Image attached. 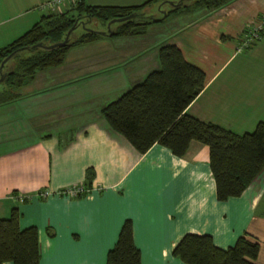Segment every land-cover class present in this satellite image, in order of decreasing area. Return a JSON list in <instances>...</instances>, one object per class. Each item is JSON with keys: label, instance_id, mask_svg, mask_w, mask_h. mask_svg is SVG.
I'll use <instances>...</instances> for the list:
<instances>
[{"label": "crops", "instance_id": "obj_1", "mask_svg": "<svg viewBox=\"0 0 264 264\" xmlns=\"http://www.w3.org/2000/svg\"><path fill=\"white\" fill-rule=\"evenodd\" d=\"M46 1L0 0L1 42L35 23ZM172 16L165 40L206 76L184 112L236 134L252 132L264 120V33L250 47L240 45L245 29L264 18V0ZM103 41L70 48L61 65L37 71L18 98L0 105V218L16 207L19 227L37 228L39 264H105L127 219L141 264H187L171 253L186 233L209 234L219 248L245 235L259 244L255 264H264V168L240 196L218 201L206 144L191 140L181 156L156 142L139 152L99 110L159 67L157 47L165 41L143 42L137 54L106 62L98 57L112 50ZM85 46L97 49L79 55ZM134 59L146 69L130 68ZM83 181L91 182L83 195L58 194Z\"/></svg>", "mask_w": 264, "mask_h": 264}, {"label": "trees", "instance_id": "obj_2", "mask_svg": "<svg viewBox=\"0 0 264 264\" xmlns=\"http://www.w3.org/2000/svg\"><path fill=\"white\" fill-rule=\"evenodd\" d=\"M168 1L181 3L173 5ZM231 1L143 0L137 5L126 6L66 1L0 47V63L6 58L0 68V74L5 73L1 81L6 85L0 92V105L18 98L19 93L13 90L33 81L37 71L61 65L68 50L74 46L101 37L140 36L150 25L164 22L172 15L196 14L204 9L220 8ZM67 3V8H61ZM152 3L158 4L164 15L146 14L144 9ZM162 4L169 8H162ZM131 13H135V17L117 20ZM92 20L104 23L114 20L117 26L102 33L84 29L78 37H72L75 27L82 24L85 27ZM251 29H245L244 39ZM263 33L264 23L258 30V38L247 46H242V42L240 48L250 47ZM65 37L68 38L66 43L52 48L32 47L38 42L44 45L59 43ZM157 48L159 67L103 105L100 115L111 129L123 135L139 152H145L156 142L181 156L191 140L206 144L216 199L225 201L240 196L264 168V120L259 121L252 132L236 134L187 115L185 108L204 87L205 72L187 61L175 44L165 41ZM23 51L28 54L21 57ZM82 185L89 189L91 182L83 181ZM19 217L18 209L13 207L8 217L0 218V264L5 261L39 264L41 253L37 228H20ZM47 233L53 235L50 229ZM258 251V242L245 235L238 236L232 245L219 248L209 234L186 233L174 244L171 253L187 264H255ZM140 260L139 249L133 243L131 221L127 219L115 244L107 251L105 264H141Z\"/></svg>", "mask_w": 264, "mask_h": 264}, {"label": "rangeland", "instance_id": "obj_3", "mask_svg": "<svg viewBox=\"0 0 264 264\" xmlns=\"http://www.w3.org/2000/svg\"><path fill=\"white\" fill-rule=\"evenodd\" d=\"M148 8L153 10V12H146V13L157 14L159 16L164 15L163 9L159 10V6L156 3L150 4L144 10H146ZM162 8L168 9L169 7L166 4H162ZM40 11L43 12V14L45 13L44 10H40ZM173 18H174L173 16H170V17L167 18L166 21L161 22L162 24H152L151 27L148 28L146 33L143 34V35H140V36L130 37V38H127V37L126 38H124V37H116V38L113 37L112 38L111 36L104 37V38L101 37L103 39H98V40L101 43H104L103 40H107V44L105 45V47L109 46V49L112 50V51L111 52L108 51V53H105V54L100 53L101 55H99L98 59L100 61L106 62V61L111 59V55H114V56L117 55V59H120L121 55H127V58H128L131 53H134V54L138 53L137 50L139 49V45L143 46V42L148 43L151 46L152 43H155L156 41H159V40L160 41H168V40H165V39H167V37L169 36V34L171 32V29H173L172 26L175 23ZM116 26H117V22L116 21L104 23V22H101L100 20H92V21L88 22L85 27H83V25H78L77 27H75L74 30L72 31V37H78L84 31V29H91V30H95V31H98V32L102 33V32H107L110 29L113 30V29L116 28ZM15 37H17V36H15ZM15 37L12 36V37L9 38V36H8V39L12 40ZM10 40H4V41L2 40L3 42H1V40H0V47L5 45L7 43V41H10ZM125 40H128L126 44H128L129 42L132 43L130 45V47H132L133 49H129V47H127L125 45V42H126ZM82 45L84 46L86 44H82ZM121 45H123L126 48V50H124V52H120L123 49V48H121ZM74 47H76V46H74ZM90 48L92 50L97 49V48L93 49L90 46H85L84 49H80V51H78V52H80L79 55L82 56V54H84ZM81 52H83V53H81ZM149 53H150L149 57H151L152 56L151 55V50L149 51ZM27 54H28V52L23 51V52L20 53V56L24 57ZM137 66H140L139 67L140 69L141 68L146 69V66L143 67V64H139V62H137V59L136 60L135 59L132 60V65L130 66V68L135 69V68H137ZM142 79H139L136 82H134L133 78H132V81H133L132 83L135 84L137 82H140ZM132 85L133 84H131V86ZM131 86H129V87H131ZM23 87L24 86H21L18 89H14L13 90L14 93H21L22 94V92L25 90V88H23ZM4 88H6L5 83L0 81V92H2ZM1 106H3V105H1Z\"/></svg>", "mask_w": 264, "mask_h": 264}, {"label": "built area", "instance_id": "obj_4", "mask_svg": "<svg viewBox=\"0 0 264 264\" xmlns=\"http://www.w3.org/2000/svg\"><path fill=\"white\" fill-rule=\"evenodd\" d=\"M66 1H72V0H48L45 3H42L39 5V8L43 10H54L59 5L63 4ZM264 23V18L257 23L256 25H253L251 31L246 35L245 39L243 40L242 46L249 45L252 41L258 38V30L261 28V25ZM88 189H85L82 184L70 186L67 187L61 191L58 192L60 195L68 196V197H78L80 194L87 192ZM49 193L47 191H43L40 193L41 197L48 196ZM19 200L22 201L23 197L19 196Z\"/></svg>", "mask_w": 264, "mask_h": 264}, {"label": "water", "instance_id": "obj_5", "mask_svg": "<svg viewBox=\"0 0 264 264\" xmlns=\"http://www.w3.org/2000/svg\"><path fill=\"white\" fill-rule=\"evenodd\" d=\"M168 3L173 4V5H178V4H180L181 2H176V3L174 2V3H173V2H171V1H168ZM133 17H135V13H131V14L125 16V17L118 18L117 20H118V21H123V20L130 19V18H133ZM112 21H114V20H111V22H112ZM82 25H83V24H82ZM83 27H84V25H83ZM68 33H69V31L67 32V34H68ZM67 40H68V38L65 37L64 40H63L62 42L54 43V44H49V45H44V44H42L41 42H38L37 44H34L32 47L42 46V47H44V48H52V47H55V46H57V45H59V44H64V43H66ZM5 60H6V58L0 63V68L2 67L3 63L5 62ZM4 75H5V73L0 74V81L3 80Z\"/></svg>", "mask_w": 264, "mask_h": 264}]
</instances>
